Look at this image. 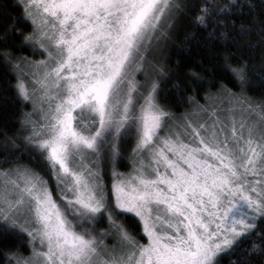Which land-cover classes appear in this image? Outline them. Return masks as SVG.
<instances>
[{
  "label": "snow or ice",
  "instance_id": "obj_1",
  "mask_svg": "<svg viewBox=\"0 0 264 264\" xmlns=\"http://www.w3.org/2000/svg\"><path fill=\"white\" fill-rule=\"evenodd\" d=\"M0 264H264V0H0Z\"/></svg>",
  "mask_w": 264,
  "mask_h": 264
},
{
  "label": "trees",
  "instance_id": "obj_2",
  "mask_svg": "<svg viewBox=\"0 0 264 264\" xmlns=\"http://www.w3.org/2000/svg\"><path fill=\"white\" fill-rule=\"evenodd\" d=\"M121 170H122V171H127V169H126V168H121Z\"/></svg>",
  "mask_w": 264,
  "mask_h": 264
}]
</instances>
